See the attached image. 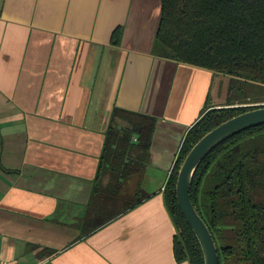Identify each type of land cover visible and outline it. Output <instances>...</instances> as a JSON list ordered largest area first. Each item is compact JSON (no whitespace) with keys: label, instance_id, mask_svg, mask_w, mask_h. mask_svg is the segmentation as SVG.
Instances as JSON below:
<instances>
[{"label":"crops","instance_id":"0c3cea01","mask_svg":"<svg viewBox=\"0 0 264 264\" xmlns=\"http://www.w3.org/2000/svg\"><path fill=\"white\" fill-rule=\"evenodd\" d=\"M161 18L162 0H0V264H190L164 188L226 104L220 75L153 54ZM116 108L156 119L152 146L127 181H98Z\"/></svg>","mask_w":264,"mask_h":264},{"label":"trees","instance_id":"16d2710c","mask_svg":"<svg viewBox=\"0 0 264 264\" xmlns=\"http://www.w3.org/2000/svg\"><path fill=\"white\" fill-rule=\"evenodd\" d=\"M120 37L117 32L115 44ZM153 54L230 77L245 92L233 103L209 110L189 131L165 191L178 230V261L205 264L200 242L179 206L178 176L205 135L238 115L264 107V0H162ZM155 126L151 116L116 108L98 181L107 172L120 182L141 171L138 165L143 167L149 157ZM190 196L215 238L221 264H264V125L214 149L198 168ZM143 199L97 225L108 224Z\"/></svg>","mask_w":264,"mask_h":264},{"label":"water","instance_id":"95a60500","mask_svg":"<svg viewBox=\"0 0 264 264\" xmlns=\"http://www.w3.org/2000/svg\"><path fill=\"white\" fill-rule=\"evenodd\" d=\"M264 125V107L238 115L205 135L191 150L179 172L177 198L179 206L196 234L205 258V264H221L218 246L205 220L196 209L191 186L198 168L218 146L247 130Z\"/></svg>","mask_w":264,"mask_h":264},{"label":"rangeland","instance_id":"374dc122","mask_svg":"<svg viewBox=\"0 0 264 264\" xmlns=\"http://www.w3.org/2000/svg\"><path fill=\"white\" fill-rule=\"evenodd\" d=\"M216 79L214 84L213 95L215 99H218L223 104L233 103L240 96H244L241 86L234 83V80L230 77L220 75ZM263 103V102H262Z\"/></svg>","mask_w":264,"mask_h":264},{"label":"built area","instance_id":"2783aa9c","mask_svg":"<svg viewBox=\"0 0 264 264\" xmlns=\"http://www.w3.org/2000/svg\"><path fill=\"white\" fill-rule=\"evenodd\" d=\"M179 155H180V154H179ZM179 155H178V158H179ZM178 158H177V161H178ZM177 161H176V163H177ZM173 170H174V168H173ZM172 174H173V171L170 172V176H169V178H168V180H167V182H166V185H165L164 191H165V189H166L167 186H168V183H169V181H170V179H171Z\"/></svg>","mask_w":264,"mask_h":264}]
</instances>
